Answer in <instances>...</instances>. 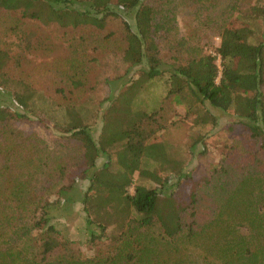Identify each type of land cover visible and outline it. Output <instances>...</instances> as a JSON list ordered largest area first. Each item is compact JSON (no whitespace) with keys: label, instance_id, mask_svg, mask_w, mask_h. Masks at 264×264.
Listing matches in <instances>:
<instances>
[{"label":"trees","instance_id":"trees-1","mask_svg":"<svg viewBox=\"0 0 264 264\" xmlns=\"http://www.w3.org/2000/svg\"><path fill=\"white\" fill-rule=\"evenodd\" d=\"M249 1L244 5V0H235L217 12L213 20L219 45L213 55L202 43L209 38L206 26L164 45L163 51L159 23L174 13L164 8L155 13L149 1L0 0L1 10L21 18L61 27L91 26L93 35L86 40L93 47L109 35L104 31L107 19L120 17L123 60L139 71L121 96L125 107L114 120L104 121L98 140L70 110L72 102L57 103L65 115L61 130L81 146L56 142L50 147L15 125V117L31 113L33 94L20 73L8 71L10 54L0 48V264H264V0L252 5ZM229 11L233 17L223 18ZM129 12L134 14L133 25L123 15ZM233 19L261 22L263 39L251 42L253 30L242 32L232 26ZM201 34L206 36L199 43L191 41ZM76 50L78 55L65 60L71 72L63 77L61 91L78 86L77 66L82 63L84 71L93 59ZM163 75L168 76L167 90L158 110L133 115L130 95L144 81ZM9 81L16 84L6 88ZM13 86H25V92L11 90ZM169 104L184 107L186 114L201 105L232 109L245 129L209 176L190 185L184 203L167 189L173 175L186 173L153 135ZM114 145L111 154L108 148ZM101 155L106 158L99 163ZM145 160L154 162V168L144 167ZM80 164L83 170L75 173ZM135 171L155 185L138 184L130 194L127 187ZM79 178L88 186L77 194ZM58 202V207L70 204V209L75 202L81 204L88 244H104L110 224L119 230L104 250L86 256L54 217Z\"/></svg>","mask_w":264,"mask_h":264},{"label":"rangeland","instance_id":"rangeland-1","mask_svg":"<svg viewBox=\"0 0 264 264\" xmlns=\"http://www.w3.org/2000/svg\"><path fill=\"white\" fill-rule=\"evenodd\" d=\"M143 1H149L155 13L163 8L171 9L174 13L173 17H166L159 23L162 29L158 35L161 39L159 43L162 44L163 51H166L167 44L172 45V41L186 38L195 28L203 29L206 26L209 30V38L202 43H205L204 50L213 55H216L215 47L219 45V37L215 31L216 21L213 18L218 14L217 12L229 6V3H235V0H217L218 4L208 0H202V3L193 0H171L168 4H163L162 0ZM255 1L259 0H251L248 3L252 5ZM195 10L197 11L193 14L192 11ZM123 15L133 25L134 14L129 12ZM158 17H161L160 13ZM206 17L210 18L206 19ZM225 17L229 20L233 17V13L229 11L228 15L223 16ZM230 22L232 26L244 33L253 30L250 36V38L253 36L251 42L256 43L263 39L261 22L253 20L240 22L234 19ZM93 30L87 25L73 28L61 27L53 23L43 24L0 9V48H4L10 54L7 59L8 71L20 73L19 77L28 82L31 88L28 91H32L33 94L30 104L31 113L29 112L25 117H15L14 123L25 133H35L50 147H54L56 142L67 147L68 145L81 146L79 140L61 130L65 115L57 103L72 102L74 105L70 110L89 125L92 136L98 140L104 121L114 120V117L120 114L121 108L125 107V97L121 96L125 95L127 88L139 75L138 67L128 66L122 57L124 33L120 17L107 19L104 31L108 32L105 35H109L102 39L100 46L97 44L95 47L88 46L86 39L93 35ZM205 36V34H201V38L193 36L191 41L199 43ZM76 48L82 53L86 52L87 57H93V59L88 62L89 67L83 69L84 71H81L84 68L82 63L79 64L82 67L77 66L80 74L76 77L81 80V83L78 86L70 84L61 91L60 87L64 85L63 77L71 72L65 60L78 55ZM216 63L220 68L219 56ZM167 77V75L156 77L136 87L133 95H130V109L133 115L158 110L160 100L167 90ZM15 84L9 81L6 88ZM24 87L13 86L10 89L18 88L19 91L25 92ZM2 97V99L6 98ZM183 108L166 105L161 111L162 118L158 121L160 127L155 126L153 135L163 143L169 158L180 162L182 173H186L185 176L173 175L170 179L172 185L167 189L176 201L184 203L189 199L190 185L209 176L221 156L227 152L229 144L234 138H242L245 129L239 122V118L233 115L232 109L225 112L201 105L186 114ZM19 111L23 113L22 109ZM54 123H60V125L56 126ZM116 146L108 148V152L114 153ZM105 158L106 155H101L98 162L102 163ZM113 165L116 167L115 163ZM143 166L152 169L155 164L145 160ZM83 168L80 164L74 172L80 173ZM80 178L76 183L77 194L88 186V181ZM138 184L155 185L135 171L132 182L127 187L128 192L132 194L134 187ZM60 202L56 204L57 207ZM69 206L70 204L60 205L53 213L59 226L67 228L68 235L79 243L81 251L86 256H92L98 250H104L103 245L112 240L113 233L119 230L118 226L110 224L106 228L107 238L104 244L99 246L88 244L84 240L83 214L79 208L81 204L75 202L71 209Z\"/></svg>","mask_w":264,"mask_h":264}]
</instances>
